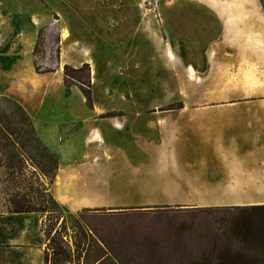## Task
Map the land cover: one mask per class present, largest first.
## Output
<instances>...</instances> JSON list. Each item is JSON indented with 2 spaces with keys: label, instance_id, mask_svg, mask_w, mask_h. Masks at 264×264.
<instances>
[{
  "label": "rangeland",
  "instance_id": "rangeland-1",
  "mask_svg": "<svg viewBox=\"0 0 264 264\" xmlns=\"http://www.w3.org/2000/svg\"><path fill=\"white\" fill-rule=\"evenodd\" d=\"M176 2L0 0V85L7 90V94L0 96L21 107L39 103L41 96L26 84L27 74L36 73L35 67L39 66L43 71L54 70L52 74L63 72L67 91L79 88L87 106L97 112L178 110L191 108L192 104L204 105L199 108H264V104L258 106L246 101V98L256 97L262 88L253 84V67L247 71L252 82L249 85H198L196 77H190L188 67L193 66L194 61H186L190 55L177 52L178 45L174 46L166 34L167 28L177 26L169 19L177 9ZM64 30L71 37L69 44L62 43ZM41 33L43 40L39 41ZM168 41L176 52L178 63L175 66L166 57ZM70 62L72 66L67 65ZM126 80L133 83L129 85ZM187 88L194 98L188 104ZM203 93L205 100L197 101L198 95ZM13 109L0 103V113ZM39 128L46 141L47 132L42 126ZM40 142L46 147L42 140ZM46 148L59 168V151ZM75 153V148L71 147L65 155L71 159ZM84 155L89 158L88 147ZM27 172L34 173L30 168ZM8 175L0 168V264H43L46 237L42 230L43 222L48 219L9 213L10 189L15 188L9 185ZM60 207L66 232L75 243L81 244L79 253L84 264H93L104 253L106 264H212L218 258L215 247H222L223 240L232 236L237 221L264 220V210L256 209L264 206L255 205L157 208L138 212H75ZM58 217L57 214L51 217L52 224H57ZM63 220L57 229H61ZM239 250L242 249L236 252ZM244 254L250 261H264V245L248 246Z\"/></svg>",
  "mask_w": 264,
  "mask_h": 264
},
{
  "label": "crops",
  "instance_id": "crops-1",
  "mask_svg": "<svg viewBox=\"0 0 264 264\" xmlns=\"http://www.w3.org/2000/svg\"><path fill=\"white\" fill-rule=\"evenodd\" d=\"M176 6L169 19L177 26L166 34L177 52L193 56L186 60L194 61L190 77L198 85H249L247 71L253 67V84L262 88L246 101L264 104V0H177ZM61 40L68 43L71 37ZM165 46L175 66L171 42ZM26 82L41 101L23 109L39 140L59 151L52 190L66 210L264 206V108L192 104L178 110L97 112L79 88L67 91L61 71L30 72ZM2 94L7 90L0 85ZM190 99L187 88V104ZM204 100L199 94L197 101ZM39 126L47 132L46 141ZM71 147L76 153L70 159L65 153ZM85 147L89 158L83 156Z\"/></svg>",
  "mask_w": 264,
  "mask_h": 264
},
{
  "label": "trees",
  "instance_id": "trees-1",
  "mask_svg": "<svg viewBox=\"0 0 264 264\" xmlns=\"http://www.w3.org/2000/svg\"><path fill=\"white\" fill-rule=\"evenodd\" d=\"M40 40H43L42 33L39 35ZM35 68L39 75L54 72L43 71L39 66ZM0 103L14 108L11 112L0 113V168L9 173L8 183L15 188L10 189L12 200L9 201V213L37 215L41 219L47 217L48 222H43L42 230L46 237L43 264H84L83 256L79 253L81 244L75 243L66 232V223L61 216L63 209L51 193L58 171L55 157L41 144L33 120L23 107L1 96ZM29 168L34 173L29 175ZM256 209L264 210V207ZM55 214L59 216L56 218L57 224H52L51 217ZM61 220V229H57ZM48 223L51 225L48 226ZM235 226L230 234L232 236L223 240L222 247H215L218 258L212 264H264L262 260L250 261V257L244 254L248 246L264 245V220L240 219ZM239 248L242 250L236 252ZM105 257L104 253L93 264H106Z\"/></svg>",
  "mask_w": 264,
  "mask_h": 264
},
{
  "label": "bare ground",
  "instance_id": "bare-ground-1",
  "mask_svg": "<svg viewBox=\"0 0 264 264\" xmlns=\"http://www.w3.org/2000/svg\"><path fill=\"white\" fill-rule=\"evenodd\" d=\"M69 36H70V35H69V32H68L67 30H64V31L62 32V39H63V40H67V39L69 38ZM171 58H175L173 54L171 55Z\"/></svg>",
  "mask_w": 264,
  "mask_h": 264
}]
</instances>
